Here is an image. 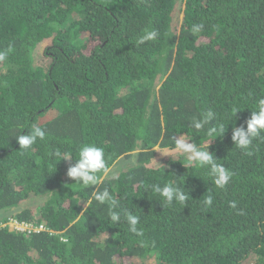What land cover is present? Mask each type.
<instances>
[{"label": "trees", "instance_id": "trees-1", "mask_svg": "<svg viewBox=\"0 0 264 264\" xmlns=\"http://www.w3.org/2000/svg\"><path fill=\"white\" fill-rule=\"evenodd\" d=\"M0 52V264H264V140L251 155L232 140L264 98V0H0ZM33 125L46 139L21 151ZM179 136L233 173L225 189L173 151ZM86 144L109 166L87 188L67 176ZM153 183L182 186L187 206ZM104 188L119 223L92 199Z\"/></svg>", "mask_w": 264, "mask_h": 264}, {"label": "clouds", "instance_id": "clouds-1", "mask_svg": "<svg viewBox=\"0 0 264 264\" xmlns=\"http://www.w3.org/2000/svg\"><path fill=\"white\" fill-rule=\"evenodd\" d=\"M203 25H194L192 31L199 32ZM158 33L155 30L145 31V34L138 40L139 44L145 41L155 40ZM10 50V49H9ZM7 52H0V61L4 60ZM236 114L238 109H233ZM216 120L215 113L211 110L207 111L202 118L193 119L190 127L196 130L204 129L211 121ZM226 132L222 123H216L214 127H210L207 131L209 136H222ZM46 130L33 125L31 131L27 134H20L16 137L18 144L21 146V151L30 149L38 140L46 139ZM175 139V148L173 151L182 154H187L189 164H195L197 167L205 169L207 175L212 178L215 186L220 189H225L232 180L233 173L227 169L223 164L218 163L214 155L209 152V146L205 149L198 146L196 143L185 140L183 136ZM232 140L235 147L244 151L245 154L251 155L250 148L254 140H264V98L258 101V111H252L251 118L247 121V127H236L233 129ZM56 158L64 161H71L73 156L69 152H61L56 150L52 153ZM109 166L105 158V151L102 147L94 144H86L80 147L78 158L72 164L67 172V176L75 180V184H81L85 188L99 185L103 175H107ZM151 191L162 198L163 202L168 205L180 204L187 206L189 202V193L184 190L182 186L176 183H169L161 186V184L153 183L149 185ZM92 199L99 204L107 203L109 205V217L113 223L121 221V212L115 211L120 207L119 200L108 190L104 188L103 191H92ZM203 205L205 208H210L213 204V197L211 195L203 197ZM91 201H89L90 203ZM231 207L235 208V202H231ZM124 219L128 225L131 233L137 236H143V229L139 227L140 217L133 214L131 211L123 212Z\"/></svg>", "mask_w": 264, "mask_h": 264}, {"label": "built area", "instance_id": "built-area-1", "mask_svg": "<svg viewBox=\"0 0 264 264\" xmlns=\"http://www.w3.org/2000/svg\"><path fill=\"white\" fill-rule=\"evenodd\" d=\"M14 224L16 225V228L18 229V230H21V231H24V230H26V229H29L30 228V226L29 225H25V224H23V225H20V224H18V223H16V222H14ZM40 228V230H43L44 229V227L43 226H40V227H38V229Z\"/></svg>", "mask_w": 264, "mask_h": 264}, {"label": "rangeland", "instance_id": "rangeland-1", "mask_svg": "<svg viewBox=\"0 0 264 264\" xmlns=\"http://www.w3.org/2000/svg\"><path fill=\"white\" fill-rule=\"evenodd\" d=\"M185 0H182V2L184 3ZM93 44L90 45V48L92 47ZM125 164V162L123 160H120L119 164H117L115 166L116 169L121 168L123 165Z\"/></svg>", "mask_w": 264, "mask_h": 264}]
</instances>
